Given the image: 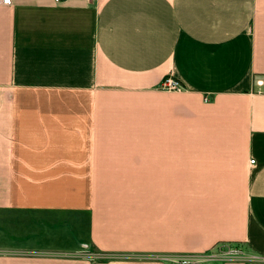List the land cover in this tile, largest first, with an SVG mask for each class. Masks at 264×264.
Returning <instances> with one entry per match:
<instances>
[{
    "label": "crops",
    "instance_id": "1",
    "mask_svg": "<svg viewBox=\"0 0 264 264\" xmlns=\"http://www.w3.org/2000/svg\"><path fill=\"white\" fill-rule=\"evenodd\" d=\"M263 81L264 0L0 5V264H264Z\"/></svg>",
    "mask_w": 264,
    "mask_h": 264
},
{
    "label": "rangeland",
    "instance_id": "2",
    "mask_svg": "<svg viewBox=\"0 0 264 264\" xmlns=\"http://www.w3.org/2000/svg\"><path fill=\"white\" fill-rule=\"evenodd\" d=\"M240 257L254 259V253L244 243L220 244L201 255L178 256L176 264H219L222 261Z\"/></svg>",
    "mask_w": 264,
    "mask_h": 264
},
{
    "label": "built area",
    "instance_id": "3",
    "mask_svg": "<svg viewBox=\"0 0 264 264\" xmlns=\"http://www.w3.org/2000/svg\"><path fill=\"white\" fill-rule=\"evenodd\" d=\"M56 1H61V0H56ZM12 0H0V5H11ZM264 85V81L262 83ZM161 87L163 89H167V90H184L186 87L183 84V82L175 77L172 76H167L164 78ZM205 100H207V97L204 98ZM255 159H250V163H254Z\"/></svg>",
    "mask_w": 264,
    "mask_h": 264
}]
</instances>
